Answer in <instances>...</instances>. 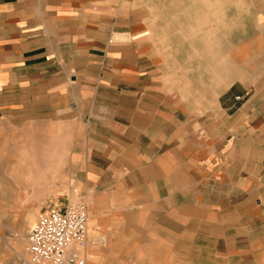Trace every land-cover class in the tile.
<instances>
[{
  "label": "crops",
  "instance_id": "1",
  "mask_svg": "<svg viewBox=\"0 0 264 264\" xmlns=\"http://www.w3.org/2000/svg\"><path fill=\"white\" fill-rule=\"evenodd\" d=\"M187 82L201 85L184 93ZM27 105L74 109L105 132L98 144L113 162L160 164L153 191L172 196L173 226L182 195L194 215L198 196L218 195L202 203L214 211L248 195L264 229V0H0V113ZM143 226L134 220L133 242L155 237ZM166 226L159 260L181 236L166 239Z\"/></svg>",
  "mask_w": 264,
  "mask_h": 264
},
{
  "label": "rangeland",
  "instance_id": "2",
  "mask_svg": "<svg viewBox=\"0 0 264 264\" xmlns=\"http://www.w3.org/2000/svg\"><path fill=\"white\" fill-rule=\"evenodd\" d=\"M199 85L181 83V89L188 93L190 87ZM31 109L27 105L19 112L0 113V264H22L29 257L28 230L40 214L65 208L70 202L84 203L88 209L87 264H254L253 251L260 249L258 239L264 229L252 222L257 202L245 203L248 195L224 194L227 203L214 211L205 210L202 203L218 195L198 196L202 203L196 215L186 208L193 196L182 195L181 226H173L163 211L172 196L161 189V195L153 191V187L162 188L160 183L153 184L160 164H136L127 157L113 162L116 155L98 144L105 132L93 131L72 108L69 116L50 112L43 105L36 114ZM136 165L138 169H130ZM134 220L144 223L142 228L155 237L133 242ZM163 220L170 225L166 239L173 240L175 232L181 236L167 243L174 253L159 260L154 251L160 246L157 234L162 235L159 223ZM193 231L196 238L190 242L188 235Z\"/></svg>",
  "mask_w": 264,
  "mask_h": 264
},
{
  "label": "built area",
  "instance_id": "3",
  "mask_svg": "<svg viewBox=\"0 0 264 264\" xmlns=\"http://www.w3.org/2000/svg\"><path fill=\"white\" fill-rule=\"evenodd\" d=\"M27 236L29 257L22 264H87L84 255L89 238L87 206L70 202L65 208L49 209L40 214Z\"/></svg>",
  "mask_w": 264,
  "mask_h": 264
},
{
  "label": "bare ground",
  "instance_id": "4",
  "mask_svg": "<svg viewBox=\"0 0 264 264\" xmlns=\"http://www.w3.org/2000/svg\"><path fill=\"white\" fill-rule=\"evenodd\" d=\"M19 234V233H18Z\"/></svg>",
  "mask_w": 264,
  "mask_h": 264
}]
</instances>
